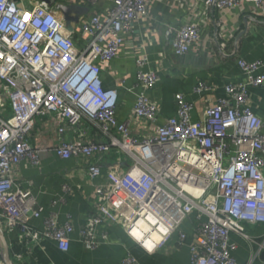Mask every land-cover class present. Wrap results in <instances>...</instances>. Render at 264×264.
<instances>
[{"label":"built area","instance_id":"obj_1","mask_svg":"<svg viewBox=\"0 0 264 264\" xmlns=\"http://www.w3.org/2000/svg\"><path fill=\"white\" fill-rule=\"evenodd\" d=\"M155 1L38 0L29 7L25 0H0V82L10 108V115L0 116V229L16 233L29 251L46 239L67 251L74 231L71 219L59 224L54 212L44 219V230L31 226L44 208L17 182V169L24 160L41 164V149L31 143L39 121L57 133L52 150L59 157L83 160L94 188L96 209L81 230L88 251L100 245L101 224L121 228L150 253L176 233L182 245V226L195 212L192 264H240L232 254L233 232L256 242L246 225L264 223V121L251 107L248 85L264 84V61L237 58L248 81L228 83L225 97L213 100V87L197 84L194 92L206 95L200 119L193 118L194 103L176 93L177 116L161 122L160 101L151 93L159 71L147 68V55L134 45V32L148 23ZM200 3L203 14L219 13L220 28L234 8L249 5L264 15V0ZM164 35L180 56L201 42L195 22L167 25ZM127 49L138 55L129 88L136 94L131 119L146 123L145 135L131 131L130 118L118 116V86L127 76L116 79L117 87L103 81V71ZM92 133L104 139H92ZM105 161L111 162L108 171ZM121 264L139 261L129 252Z\"/></svg>","mask_w":264,"mask_h":264},{"label":"crops","instance_id":"obj_2","mask_svg":"<svg viewBox=\"0 0 264 264\" xmlns=\"http://www.w3.org/2000/svg\"><path fill=\"white\" fill-rule=\"evenodd\" d=\"M34 1L38 0H25V4L32 7ZM200 2L185 0L181 4L180 0H156L148 23L134 32V45L148 57L147 68L159 71V82L151 93L160 101L161 122L165 118L177 116L176 93H184L188 101L194 103L193 118L200 119L206 95L194 92L197 84L204 82L211 85L213 91L210 98L213 100L225 97L228 83L248 81L247 75L236 62L237 58L264 61L263 14L252 10L249 5L234 8L225 14V26L220 28L216 26L219 13L211 11L203 14ZM75 4V9L88 12L89 7L86 5ZM98 8L103 9V4L98 5ZM189 22L198 23L201 42L196 51L180 56L164 32L167 25L179 27ZM136 56L131 49L125 50L113 62L112 68L104 70L102 75L105 87L109 88L117 87V78L127 76L125 86H118V116L121 120L130 118L131 131L145 135L146 123L131 119L136 94L129 88L136 82ZM248 92L253 111L264 121V84L248 85ZM7 115H10L7 87L0 82V116ZM91 136L95 140L104 139L95 133ZM57 139V133L53 130L49 132L45 122H37L31 143L34 148L41 149L42 161L38 166L27 160L22 161L17 169V182L29 188L38 204L44 208L41 217L31 221L34 229L44 230V219L52 212L56 213L59 224L71 219L74 231L71 233L70 248L63 251L56 241L46 239L29 251L16 233L6 235L0 231V264H6V255L10 264H121L129 252L139 264H192L196 212L182 226L187 233L182 245L179 243V233H176L161 249L150 253L134 243L121 228L101 224L97 229L100 245L97 250L88 251L84 247L81 230L96 209L94 188L81 167L84 164L81 158L64 159L52 150ZM102 166L108 171L111 162L105 161ZM65 183L70 185L69 191L63 188ZM246 234L255 238L256 242L242 234L231 233L230 242L235 246L233 256L240 264H264V223L246 225Z\"/></svg>","mask_w":264,"mask_h":264},{"label":"water","instance_id":"obj_3","mask_svg":"<svg viewBox=\"0 0 264 264\" xmlns=\"http://www.w3.org/2000/svg\"><path fill=\"white\" fill-rule=\"evenodd\" d=\"M0 231H1V229H0ZM5 263H6V264H10V262H9L8 259H7V255L5 256Z\"/></svg>","mask_w":264,"mask_h":264},{"label":"clouds","instance_id":"obj_4","mask_svg":"<svg viewBox=\"0 0 264 264\" xmlns=\"http://www.w3.org/2000/svg\"><path fill=\"white\" fill-rule=\"evenodd\" d=\"M149 250H151V249H149Z\"/></svg>","mask_w":264,"mask_h":264}]
</instances>
